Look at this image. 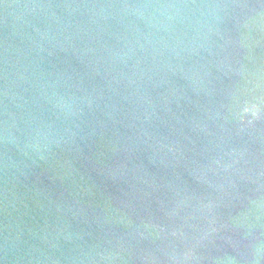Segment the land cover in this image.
Instances as JSON below:
<instances>
[{
    "label": "water",
    "instance_id": "water-1",
    "mask_svg": "<svg viewBox=\"0 0 264 264\" xmlns=\"http://www.w3.org/2000/svg\"><path fill=\"white\" fill-rule=\"evenodd\" d=\"M0 264H264V0H0Z\"/></svg>",
    "mask_w": 264,
    "mask_h": 264
}]
</instances>
